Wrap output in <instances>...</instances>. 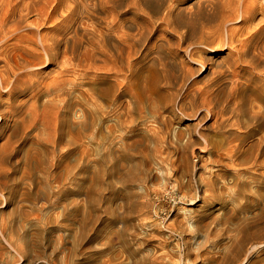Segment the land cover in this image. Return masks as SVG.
<instances>
[{
	"label": "rangeland",
	"instance_id": "374dc122",
	"mask_svg": "<svg viewBox=\"0 0 264 264\" xmlns=\"http://www.w3.org/2000/svg\"><path fill=\"white\" fill-rule=\"evenodd\" d=\"M166 69L173 76L178 67L167 63ZM51 71L44 81L60 70ZM142 93L145 111L149 99L159 103L148 89ZM37 94L41 101L51 98L44 87ZM30 103L12 122L9 140L0 136L1 152L12 146V154L0 155L6 168L0 175V264H264V230L256 232L264 226V142L237 165L220 148L223 135L216 128L207 131L210 150L201 151L192 113L184 117L160 107L155 117L136 110L130 118L136 121L118 131L117 121L101 114L92 113L82 125L85 114L76 106L60 115L53 134L52 127L30 123ZM92 123H102L103 145L112 152L87 137ZM108 124L115 125L112 135ZM152 126L163 128L167 151L154 148ZM186 142L196 144L195 154L176 150ZM84 148L89 152L82 159ZM250 243L255 248L249 250Z\"/></svg>",
	"mask_w": 264,
	"mask_h": 264
},
{
	"label": "bare ground",
	"instance_id": "6f19581e",
	"mask_svg": "<svg viewBox=\"0 0 264 264\" xmlns=\"http://www.w3.org/2000/svg\"><path fill=\"white\" fill-rule=\"evenodd\" d=\"M167 63L178 67L177 74H169ZM48 69L60 71L46 82ZM199 74L202 85H196ZM43 87L51 95L47 101L37 94ZM143 89L159 101L149 99L148 111ZM21 95L26 101L18 99ZM30 100V123L52 127L53 134L60 115L76 106L85 114L82 125L92 113L101 114V119H115L118 131L126 129L136 110L155 117L160 107L184 117L192 113L201 151L210 150L207 131L216 128L223 135V152L237 165L246 163L240 156L256 153L264 142V0H0V136H8ZM254 101L262 105L256 109ZM162 118L170 126V117ZM95 123L87 137L106 150L102 123ZM114 126L108 124L109 135ZM160 127L150 128L151 139L164 152ZM195 146L186 142L176 150L195 154ZM7 147L1 148L2 158L12 154ZM88 152L82 150V159ZM70 167L66 163L67 173ZM5 169L0 167V175ZM257 228V233L264 230Z\"/></svg>",
	"mask_w": 264,
	"mask_h": 264
}]
</instances>
